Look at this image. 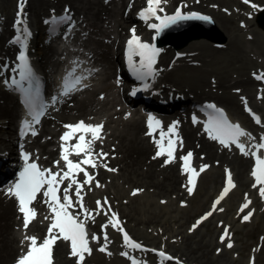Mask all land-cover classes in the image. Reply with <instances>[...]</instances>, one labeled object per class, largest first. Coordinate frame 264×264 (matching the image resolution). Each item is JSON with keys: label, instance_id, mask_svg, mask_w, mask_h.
<instances>
[{"label": "snow or ice", "instance_id": "6c2138e0", "mask_svg": "<svg viewBox=\"0 0 264 264\" xmlns=\"http://www.w3.org/2000/svg\"><path fill=\"white\" fill-rule=\"evenodd\" d=\"M26 2L27 0H18L16 20L13 25L17 34L10 41L12 44L20 45V50L16 57L17 63L11 68L6 63L0 64V73L4 70L15 73L10 78L4 79L3 83L9 89L20 93L21 103L26 110V117L21 121L20 125L21 137L29 133L32 136H36L38 133L35 125L41 123V118L47 114L48 108H55L56 104L62 102L64 98L81 89L88 88L89 84L85 81L89 76L98 71V69L93 67L87 69V74L84 72L78 74L80 64L83 62L73 60V66L62 78L57 95L51 97L50 103L46 102L42 98L39 78L28 54L29 38L32 36V32L28 23L27 13L25 12ZM166 3L167 0H146L147 6L138 13L145 21L152 18L159 21V23L148 24L149 28L157 30V34L180 21L193 19L209 21L211 19L209 16L198 12L183 13L180 7H177L171 15H161V13H165L162 5ZM243 3L249 5L254 10L261 8L253 0H243ZM184 6L186 7V5ZM224 11L228 12V9H224ZM52 12L53 15L50 19H45L44 23L53 25V32L56 31L55 26L60 24H67L69 32L73 30L75 21L72 19L71 10L67 6L64 8L63 15H55L54 9ZM249 16H251V13H249ZM241 26H245L243 21L241 22ZM130 32L132 35L127 40L128 65L137 80L143 82L141 88L134 89L131 92L132 95H136L138 91L147 90L150 87V84L147 82L148 78H155L158 73L155 65L162 49L157 48L155 44L142 40L136 34L135 26L130 29ZM67 36L68 33H65V39H67ZM253 77L264 81V72L259 74L254 72ZM120 82L117 79V84ZM25 83H27V87H25ZM236 91L239 92V89H236ZM104 98V94L101 93L100 99ZM257 98L264 99V96H258ZM242 100L245 103V111L253 115L256 124H261V117L252 112L245 98L242 97ZM207 108L213 110L204 125L210 139L218 141L225 148H230L234 145L241 154L254 157L255 164L251 171V176L255 179V182L252 187L257 188L259 186V195L264 198V151H262L264 150V133L261 134L260 142L257 143L255 142L256 138L244 129L239 122H233L229 119L224 109L218 108L215 104H208ZM130 115L131 113L126 114L125 118L127 119ZM192 119L194 124L197 123L195 115ZM179 123V121H173L167 126L165 131L160 119L151 113L147 116L148 132L146 135L153 137L154 143L158 148L153 159L166 156L162 167L173 163L177 159L175 153L178 151V147L183 146V140L178 132ZM63 127L66 131L60 137V159L53 162L54 168L58 170L42 167L37 162L38 156L22 150L21 158L24 162L23 166L18 173L16 181L6 189V194L10 197H15L18 201V212L22 214L25 233L21 240V245L24 246L25 242H27V250L24 251L22 247V254L18 256L15 264H54V247L60 240L69 242V255L76 258V264H85L86 255H92L93 248L90 246L91 241L99 245L98 251L110 256L112 253L108 250V245L111 241L106 231L109 226L122 234L123 243L126 247L134 250H144L143 246L134 240L125 230L123 221L120 220L118 213L112 209L107 197L104 198L103 202L97 200L95 209H89L84 204L86 188L87 191H91L92 185L96 188L104 187L97 179L96 173H90L87 167H84L88 166L96 169L98 166H101V161L109 157V153L104 152L102 148L99 151L95 150L96 143H102L104 139V122L92 123L79 120L74 123H67ZM157 131L159 132V139H155L153 135ZM241 138L245 139L242 140ZM165 140L167 141L166 143ZM72 141H75V143H72ZM21 147L23 148V146ZM73 155L75 157H82V159L74 160L70 158ZM179 159L183 161L182 171L188 174L189 186H186V188L189 195H191L196 187L197 177L208 169L210 165L202 164L199 167V171H197L191 164L193 159L192 151H188L185 155L179 157ZM62 162L63 167H60ZM102 166L110 172L118 171L116 168L108 167L106 163H103ZM79 174H83L82 180L77 179ZM65 181H68L66 186ZM235 187L231 170L226 169L225 187L214 201L212 210L200 217L189 231L195 230L202 221L210 217L217 210V205L220 204L221 200ZM143 191L142 188H136L132 191L131 195L136 196ZM41 195L44 197L43 201L38 200V196ZM245 197L247 199V194H245ZM41 202L47 206L50 212L49 216L44 217L45 220H50V223L47 228V234L42 240L37 235H27L30 224L36 220L38 215L35 204ZM161 203H165V201H161ZM250 203L251 201L247 200L242 206L241 211L247 209ZM77 208L79 211H75ZM218 210L224 211L223 208H219ZM253 212L254 210L248 211L243 216V221H248L253 216ZM100 214L107 217V223L101 225L102 236L90 233L87 226L89 220L95 221L96 216ZM226 237H229L228 227H225L224 233L220 236L222 243L225 242ZM101 239H103V243H101ZM227 247L229 249L232 248L233 243L228 242ZM220 251L221 249H217L218 253ZM158 254L165 260L171 261L174 259L162 250ZM120 255L127 257L131 261V264H146V262L129 255L126 251H122Z\"/></svg>", "mask_w": 264, "mask_h": 264}, {"label": "bare ground", "instance_id": "6f19581e", "mask_svg": "<svg viewBox=\"0 0 264 264\" xmlns=\"http://www.w3.org/2000/svg\"><path fill=\"white\" fill-rule=\"evenodd\" d=\"M61 1H63V0H59L60 3H61ZM180 1H183V0H180ZM229 1L230 0H201L199 3H197L193 0H185V2H189L190 5L188 8H185L184 13H187V12L192 11V10H200L203 13H205V15L210 16L211 19L209 21L212 22V19H215V21L218 23V25H220V27L222 29L226 30L229 33L234 28L233 24L235 21V17L228 16L227 14H223V12L221 10H215V9L210 8V3H217L218 4V3H226ZM1 2H2V5L4 7H6V9H8V7L13 5V4H14V7H16V4L18 3L17 0H2ZM90 2L92 4L99 6V0H96V1L90 0ZM175 2H177V0H167V3L162 5L165 9V13H161V15L173 14L175 12V9L172 8V5L175 4ZM255 2H257L260 5H264V0H260V1L256 0ZM235 3L237 4L238 13H242L245 9L249 8L248 6H246V4L244 5L242 2L241 3L235 2ZM50 6H51V4L49 2H47V0H30L29 4L26 5V7H25V12L27 13L28 10H31V12L33 14H35L36 16H39V15L43 14V12H45V10H47ZM103 6L99 8L100 12H101V10H104ZM129 6H130V2L127 3V8ZM73 8L75 10L78 9L80 11V13H85V15H83L84 16L83 18H84L85 22H87V24L90 25V28L92 27L93 29H97L98 32H99V30H101L103 32V34L106 35V32H108V31H107V28H104V25H102L103 27H100L98 25L99 22H94L86 11H83V10L81 11V9H79L76 6H74ZM112 11H113V9L110 11V16L115 21V24H119L123 27H126L127 24L129 23L130 19H133V16H123L120 18L119 16H117L116 11H113V12ZM248 11H250V10H248ZM261 15H262L261 17L263 20L262 21V27H263L262 29L264 30V11L262 12ZM27 18H28L29 25L32 27L31 22L29 20L28 13H27ZM155 21L159 22L157 20H155ZM205 22L206 21L197 20V19L180 21L174 25L169 26L168 28L164 29L163 31H161V33H159L158 37L155 36V34H154L155 32H152L151 30H147L145 28V30L143 31L142 37H150L152 40H153V37H155L156 42L159 44V46L165 47L164 59H167V55L171 50H172V52H174L173 55L175 54L176 50L187 51L186 49H183V48L180 49V45L176 41L184 42L187 38H190L191 36L194 39H196L197 36H203L202 33L204 31ZM36 23H38V24L40 23L39 18H38V21L36 19ZM137 29L140 30V27L138 26ZM98 32L92 31L91 32V38L96 39L97 36L94 37L93 34L94 35L98 34ZM223 35L219 34V36H215L213 38L218 39L219 37H223ZM257 35L264 36V31L257 30ZM106 37H108V36H106ZM215 42H217V41H215ZM231 42H232V39L229 40V44ZM202 44H206V43H203L202 40L200 39L198 46H196V48L200 50V52L197 53V55H200V54L202 55L205 52L204 48H201ZM31 47L34 48V51H32V55L40 53V50L38 48H35L34 46H31ZM51 50H52V48H49L48 52H50ZM104 50H106V51H103L105 53L104 56L107 57V60H108L109 64L111 65L114 62L113 61L114 58L111 57V50L108 48V46H106L104 48ZM260 56H258V59H260L259 58ZM242 57H244V56H242ZM194 59H196V58H194ZM239 61H240V65L238 66V68L243 72H245L250 66L257 64L255 59H253L251 57H248V58L244 57V58H241ZM261 70H264V68H261ZM169 72H172V71H169ZM194 73L197 75L196 70H194ZM196 75H193V76H191L189 78H185V79H187L188 81L192 80L193 77ZM161 76L162 75H160L159 79L161 78ZM227 76H229V75H227ZM111 77L112 76H110L109 73L107 72V75L105 76V78H103L102 80L99 79L97 84H96V89L98 90V92L96 94H93L92 91H90V90L86 91L89 93V95H87L84 100H79L77 98L76 99V106H74V107L69 106L70 111L72 112L76 109L80 113L84 112L85 114H87V116L94 114V115H99L100 118L105 116L103 111L105 113H107V115L112 113L111 111H115L111 114V116H114V114L119 113V111H118V109H116V107L121 103L119 101L117 103H115V101L111 98V96L113 95V83L110 82ZM173 80H176V79H173ZM223 80L224 79L221 76L220 83L223 84L226 88H228L229 82L226 81V83H223ZM235 83H241L242 87L247 92L252 91L254 86H255L254 85L255 82L251 78H247L244 80H236ZM263 83H264V81H263ZM108 90L110 91V95L107 98V93H106V98L103 100L101 99V101H102L101 102L99 100V97H98L99 94L101 92H105ZM202 93H205V92H201L200 94H202ZM1 95L3 96V98H7L6 95H9V94L1 88V84H0V96ZM223 95H224L223 98L231 104L234 112L236 113V115L239 116L241 114V111L238 107V95L235 93H232L231 91L224 93ZM96 96H97V98H96ZM115 98L116 97L114 96V99ZM8 99L13 100L11 97H8ZM14 100H15V98H14ZM253 101L258 106H260L258 100H253ZM101 104H102V107L98 108V106ZM9 107H10L9 105L3 106L2 104H0V119L7 118L8 115L14 117L16 115L17 111H19V110H17L16 106H14L12 108H9ZM65 110H67V108L63 107V112ZM122 112H124V110ZM252 112L255 113L256 115H259L254 110H252ZM129 113H131V115L128 117V120H124L123 118H120V120H118L119 126L116 129H114L113 132H109V129L111 127H107L106 132H104L106 140L102 141V143L100 142V144L98 145V148H102L105 150L104 152L109 153V157L106 160H104L103 163H106L108 167H113V168L118 169V171L121 172L118 176L122 175L123 178H125L126 184H128V185L133 184L134 185L132 190H134V188H145L146 187L145 190L147 191V189L149 190L150 186H152L155 188V190H157L158 193L167 194V193H170L172 191L179 196H183L185 194L184 189H186V187H184V185H185L186 181L183 183V176L181 174L182 173L181 169H178L176 165L171 164L170 167L159 169V171L161 172V175H163V177L162 178L158 177V169L154 168V165L156 163L160 162L161 160H163V158L159 157V158L153 159V156L155 155L154 151H153L154 143L151 142L150 136L145 135L146 128L143 126V124L145 125V122L140 119L138 114H133L132 112H129ZM67 117L68 118H74L75 115H72V116L68 115ZM183 117H184V115H181V118H183ZM65 118L64 119L62 118V120L64 122L70 121V120H65ZM58 120H59V118H58ZM104 120H105L104 118L101 119V121H103V122H104ZM51 123L55 124V126L61 125V124H59V122L56 119H52ZM109 123L110 122H108V124ZM184 127L186 129L185 134H186V138H187L188 142H190L191 144L192 143L197 144L198 149L207 151L208 153H210L209 155H211V156H219L220 150L216 148L214 143H209L206 140V138L196 128H193L192 130L187 129V124H185ZM9 128L11 129V125H9ZM5 133H7L9 136H11V138L8 139L9 140V142H8L6 137H4V135L2 133L0 134V150L6 149V147H4V145L7 146V143L5 141H7L10 144L12 142V139H13V132L11 130L6 131ZM61 135H62V133H61ZM41 145L43 146V149H48L49 145H52V142L50 140H48L46 142L39 143V146H41ZM58 146L59 145H55V147H58ZM53 151H54V148L51 150V152H53ZM113 153H116L117 155H114ZM221 153H222V151H221ZM219 158H221L223 161H228L225 159L224 155H221ZM230 163L233 164L235 171L237 169L236 175L240 178L241 184L244 187L245 186L247 187V185H246L247 184V176L245 175V169H246V165H247L248 161L244 158L236 157ZM142 166L144 167V170L142 169ZM101 168H102L103 173L109 172L106 170V168H104V167H101ZM209 172H208V174L213 176V180H217L220 177V172H219L218 168H214L213 170H211L210 173ZM215 173H217V175H214ZM100 179L103 181L105 180L104 178H100ZM67 183H68V181H65V186ZM93 189H94V187H93ZM108 190H110V191L109 192L105 191V192H107L105 195L109 198V200L111 197V200H112V202H110L111 206L115 205V207L120 211L123 218L129 216L132 220L131 222H134V224H133L134 226H140L143 224L146 225L147 222L149 223L151 216L147 217L145 213H139V215H137V214L132 215V213H134V212L131 209H128V206L127 207L124 206L123 197L120 198V196L123 193H125L126 190H125V188H122L121 184H117L116 181H112L108 185ZM111 190H113L114 192H112ZM210 191H211V186L207 185L205 194L194 200L193 205H192L194 207V212H197L198 210H200L201 208L205 207L208 204V200H207L208 195L207 194ZM249 192L251 193L252 190L250 189ZM147 193H148V191H147ZM236 194H237V192L235 191L231 195L230 199H233ZM102 195L105 196L104 194H102ZM248 196H249L248 198H251L252 201L256 200L255 196H253V195H248ZM125 197L127 199L130 198V196H128V195H126ZM42 205L44 207H47L43 203H42ZM233 205H234V202L232 203V206ZM87 207H90L91 209H95L96 208V202L91 203V201H90V203L87 205ZM77 210L79 211L78 208H77ZM191 211H193V209ZM191 211H188L187 213H185V216L188 219L191 218L193 215V212H191ZM44 215H46V214H44ZM18 217H19V213L17 211V208H16L14 201L3 197L2 194L0 193V264H7V262H9V261L11 262L12 259H13L12 261L14 262L18 256L17 252H19L22 249V247H24L27 244V242H25L24 246L21 245V240H22L23 235L25 233H24L23 226L21 224L22 220H21V218H18ZM175 218L176 217L172 216L167 221H165V223H163V221H161V223H162V225H164V224L170 225V222L175 221ZM41 219H44V217H42ZM98 219L103 220V215L100 214V215L96 216V219H95L96 224L91 225V228L94 229V227H96L95 229H97V230L99 228H101V226L98 223ZM46 221L49 224V221L48 220H46ZM192 221H193V219H192ZM91 222L92 221L89 220L87 223L91 224ZM105 222L106 221L104 220L103 224H105ZM44 223H45V221H43V222L38 221V222L31 223L30 224L31 226L27 230V235H37L38 237L40 236L41 238H44V236L47 234V229H45ZM210 224L211 223L209 222L205 226H209ZM226 224H228V223H226ZM182 225H184V224H182ZM15 226H18V227L15 228ZM202 226H203V224L198 228V230ZM139 230H142V228L138 227L136 229V232H140L142 235L147 236V234H144V232L139 231ZM222 232H223V230H221V233ZM112 233H115V232L112 231V232L108 233V235L111 234V237L115 238V235ZM190 234L191 233H189V235H188V233L185 234L184 235L185 239L183 238L182 241L179 243H181V245H180L181 250L185 249V251H186L185 259L187 261H189L191 264H219L220 262H225L227 260L228 261L230 260V262H226V263H233L234 264V261L232 262L231 257L228 256V252L218 254L214 250L213 254L210 256V253H211L210 248L211 247L208 246V244H206V242L203 239H199V240L194 239V241H192L191 238L196 237V236L190 235ZM220 236H221V234H220ZM149 238L153 239L154 236L149 235ZM179 239H181V237ZM101 243H103V240L101 241ZM113 244L114 243H112L111 246H113ZM114 247H116V246H114ZM55 249L57 251L56 252L57 256H59V261L57 262V264H76L75 258H73V257L68 258L67 257V254L70 251V249H69V247H67V245H66V243H64V241H62V240L58 241ZM55 249H54V252H55ZM160 249L165 250L164 248H160ZM126 250H128V249H126ZM166 251H168V250H166ZM175 253H177V252H175ZM119 254L117 252H114L111 256H109L107 258L108 261H110V264L124 263L123 259L118 260L119 257L122 258ZM135 255H137V257L139 258L140 261L149 262V256L150 255L148 254V252H142L141 254H135ZM90 260H92V259H89L87 264L90 263ZM86 262L87 261L85 260V263Z\"/></svg>", "mask_w": 264, "mask_h": 264}, {"label": "rangeland", "instance_id": "374dc122", "mask_svg": "<svg viewBox=\"0 0 264 264\" xmlns=\"http://www.w3.org/2000/svg\"><path fill=\"white\" fill-rule=\"evenodd\" d=\"M1 1L2 0H0V18L2 16L5 19L4 21L10 24L11 20L15 16L14 4L9 6L8 9H6V7L2 5ZM193 1L197 2L199 0H193ZM234 1L237 3L242 2V0H230L229 2L226 3H218V4L210 3V8L215 10H221L223 14H227L228 16L235 17V21L233 24L234 28L229 33L226 30L222 29L220 25H218V23L215 21V19H212V22L211 21L205 22L204 31L202 33L203 36H201L200 38L194 39L191 36L190 38H187L184 42L176 41L180 45V47L182 46L181 49L185 48L187 50L195 51L196 53H199L200 50L197 49L196 46H198L199 41L201 39L203 43H206V44H202L201 46V48H204L205 52L202 55L200 54L196 56V61H198L199 63L198 66L178 65L176 68L172 70V72L165 73L163 75L164 83H168L172 87L178 88L182 91H189L190 93H192V95H198L197 97L199 98H206V99L216 98L217 100L228 105L231 108V104L223 98L224 96L223 94L230 91L232 93H235L234 90L242 86L241 83H235L236 80H244L247 78H252V72L264 68V53H263L264 36L257 35V30H262L261 29L262 27L255 19L251 20V22L248 20L247 9L244 10L242 13H238L237 4ZM47 2L49 3L51 2L52 5L50 6V8L45 10L43 14L39 16H36L30 10V14L34 21H36V19L38 21V18L48 13L52 8L62 10V8L66 4H70L72 7H74L75 5L76 7L81 9V11L82 10L86 11L91 17V19L94 22H99L100 25L102 24L101 22L102 17L104 18V15H106L104 11L105 6L102 5L101 0H99V6L92 4L90 0H63L61 1V3L59 2V0H53V1L47 0ZM177 4L178 2H175V4L173 5L176 6ZM213 5H215V7H213ZM102 6L104 10H101L100 12L99 8ZM224 9H228V12H225ZM120 15L121 14L118 13L117 16L120 17ZM242 20H247L248 26L242 27L241 26ZM117 25H118V29H117L118 32L122 31L123 33V29H121V26H119V24ZM219 34L220 35L224 34L223 37L226 38V39L222 38L221 41L222 43H224V47H216L215 46L216 43H214V41L210 39L211 37L219 36ZM96 36L98 37V39H94L92 43L98 46V49L100 51H104L105 48L104 46H110L113 52H115V54H111V56L116 57L117 44H115L113 48V44H108L106 41L107 38L109 39L110 37L113 36L112 31L109 30V32H106V35L98 33L95 34V37ZM230 39H232V42L229 44ZM3 45H4V41L0 40V47ZM43 52H44L43 54L44 57L49 55L48 51L47 52L43 51ZM169 56H172V50L170 51ZM242 56L247 58L251 57L255 59L257 64L250 66L245 72L241 71L238 68V66L240 65L239 60L241 58H244ZM258 56H260L259 58L262 59L263 62H261V60L258 59ZM102 57L105 60H107V57L104 56L103 54ZM41 63L44 69L47 70V67L45 66L48 65L44 62ZM114 66L110 68V70H113ZM194 70L197 71V75L194 73ZM193 75L196 76H194L192 80L188 81L187 79H185ZM221 76L224 79L223 83H226V81L229 82L228 88H226L223 84L220 83ZM258 85L259 83H257L254 86L253 90L250 92L244 91L250 97V99L257 100ZM201 92H205V93H202L199 96V93ZM7 99L8 96L7 98H3V96L1 95L0 104H2L3 106L7 105L6 104ZM259 104L260 106L258 107L264 109L263 107L264 99L259 100ZM238 107L239 109L242 108L241 99L239 95H238ZM12 119H14L13 120L14 122L13 121L11 122L12 127H15L17 116L15 115L14 117H12ZM8 124H9L8 118L0 119V133H3L7 141L9 136L5 133V131L7 130ZM209 160L216 165L220 163V160L218 159L209 158ZM214 168L219 169L220 177L217 180H213V176L207 173L201 181L200 188L198 189L196 196L190 199L189 200L190 204L183 209H181L179 206V203H181V199H177L175 198V196L172 195H166L155 192L154 189L151 187L149 189L150 191L147 189L148 193L146 190H144L141 194H137L136 196H133L131 195L132 188L130 187V186H134L133 184L131 185L126 184L125 178H123L122 175L118 177L116 176V178L110 175L113 181L115 180L117 184H121L122 188H125L126 190L125 193H123L120 196V198L123 197V199H125L126 195L130 196V198L128 199L130 202L124 206L126 207L128 206V209H131L134 212L132 213V215L135 214L139 215V213H145L147 217L151 216L149 223L147 222L146 225H140V226H134L133 225L134 222H131L132 220L128 216L130 220L129 226L130 224L131 226L133 225L132 226L133 230L131 229L132 233L137 238L142 239L147 244L155 245L158 247L165 246L172 253L177 254L180 257L181 256L185 257L186 251L185 249L181 250V246H180L181 243L179 242H181L183 238L185 239L184 237L185 234L188 233L189 235V233H192V231L191 232L189 231V229L192 227V219L208 207L211 196L208 200V204L205 207L198 210L197 212H194V207L192 206V204L196 198H198L199 196H203L205 194L207 185H210L212 190L214 188V185H216V183L219 182L216 189L214 190L215 193L216 190L219 188L224 175L222 173L221 167L213 166L211 170H213ZM248 170H249V164L245 172H247ZM214 175H217V173H215ZM238 180L240 181V178ZM239 183L241 185V181ZM244 189L246 188L240 186V189L236 191L237 194L234 196V198L233 199L229 198L228 200L225 201L224 206L222 207L224 211L221 212V214L218 216V219L215 217L204 223L199 230L197 229L198 231L195 230L194 232L193 230V233L190 235H195L196 237L191 238V240L194 241V239L195 240L203 239L206 242V244H208V246L211 247L210 256L213 254L214 250L217 253V249H221L222 253L228 252V256L231 257V261L232 262L234 261L235 264H247L250 255L252 254V248L254 246L257 247L258 244H262L260 252L259 254L256 255V257H257V264H264V201H262V199L258 201V205L256 206L259 209L258 215L250 218L247 222H244L242 218L239 219V212H238L240 202L244 197ZM111 191L114 192L113 190ZM167 194H172V191ZM162 198H166V199L162 200ZM161 201H165V203H161ZM233 202L236 203L235 209H232ZM192 209L193 211H191ZM188 211L193 212L192 217L189 219L185 216V213H187ZM172 216L176 217L175 221H171L170 225H166V224L162 225L161 221L165 223V221H167ZM106 219L107 217H105L101 221H104ZM223 220L230 221L231 224L233 225V230L235 231L232 236L233 247L230 248L232 250H228L225 247V244L218 246L219 233H220L218 228ZM209 222L211 224L209 226H205ZM138 227L142 228V230L139 231L144 232V234H147V236L142 235L140 232H136V229ZM149 235L154 236V238L153 239L149 238ZM180 237L181 239H179ZM116 242H117V246H119V238L115 241V243ZM93 254L95 257L92 258V260H90L89 264H110V261H108V259L105 257L107 256L106 253H101L96 248H94ZM55 259L58 262L59 256L58 257L56 256ZM118 260H122V258L119 257ZM57 262L55 264H57ZM226 262H230V260L229 261L227 260L225 262H220L219 264H230ZM87 263L88 261L85 264ZM7 264H10V261L7 262ZM121 264H127L126 260H124V263Z\"/></svg>", "mask_w": 264, "mask_h": 264}]
</instances>
